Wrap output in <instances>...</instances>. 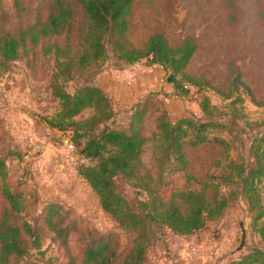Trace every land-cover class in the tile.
I'll list each match as a JSON object with an SVG mask.
<instances>
[{
    "label": "rangeland",
    "instance_id": "rangeland-1",
    "mask_svg": "<svg viewBox=\"0 0 264 264\" xmlns=\"http://www.w3.org/2000/svg\"><path fill=\"white\" fill-rule=\"evenodd\" d=\"M54 0H0V33H17L38 22H44ZM77 10L74 0H67ZM80 14L76 13L70 31L41 36L38 42L28 39L19 56L0 70V154L5 158L11 187L21 191L25 207L20 216L40 228L41 244L32 247L11 264H65V249L53 238L44 223V206L56 201L66 209V219L74 227L68 236L69 248L80 264L82 233L116 231L122 246L127 243L126 233L110 213L105 211L97 193L63 158L64 143L61 133L72 134L71 129L48 126L46 119L59 108L58 99L49 87L55 71L53 48L63 46L67 39L80 42L77 28ZM37 25V24H36ZM38 26H36L37 28ZM35 28V27H34ZM162 31L171 44L186 36L193 37L197 48L187 70L204 80L202 86H191L186 96L173 93L166 80V70L146 58L138 64H124L109 50L100 65L78 69L66 81L74 90L85 83L102 87L111 97L116 109L109 125L118 127L127 122L128 108L146 93L151 96L145 114L144 133L151 135L156 125L157 112L167 109L172 118L191 113L198 120L215 121L225 127H211L210 135H220L229 142L228 152L217 141L186 144L187 171L202 180L218 181V160L248 157L252 137L264 132V108L252 102L240 86L226 97L218 89L229 92L234 75L246 82L257 98L264 96V0H134L127 40L142 47L153 31ZM238 94L242 96L239 99ZM204 96L215 107L208 113L201 106ZM89 108L75 117L88 115ZM33 135L41 149L25 159L22 152ZM152 140L142 153V159L155 172L152 158ZM90 160L88 163H94ZM169 172L166 178L174 179ZM180 181L186 184L183 173ZM119 189L135 205L139 199L136 188L118 176ZM264 197V176L260 182ZM221 189L229 196L223 214L190 236H181L163 227L148 246L144 264H232L233 259L254 245L264 247V240L252 231L250 212L239 194L240 184H223ZM5 201L0 193V213ZM244 241L239 249L241 238Z\"/></svg>",
    "mask_w": 264,
    "mask_h": 264
},
{
    "label": "trees",
    "instance_id": "trees-1",
    "mask_svg": "<svg viewBox=\"0 0 264 264\" xmlns=\"http://www.w3.org/2000/svg\"><path fill=\"white\" fill-rule=\"evenodd\" d=\"M74 1L77 10L67 0H54L44 22L20 28L17 33H0V70L19 56L28 39L36 43L41 36L64 30L68 33L76 13L80 14L77 25L80 42L68 38L63 46L51 44L45 48H53L56 69L51 74L49 87L59 102L58 110L46 122L50 127L71 129L78 152L88 162L95 161L78 165V173L127 236V243L122 246L116 231H84L80 264H144L148 246L163 227L178 235L190 236L223 214L229 196L221 189L222 183L235 184L236 189L240 184L239 194L250 212L252 231L264 240V197L260 186L264 176V132L252 137L247 158L216 162L218 181L202 180L187 171L186 144L213 140L222 143L228 152L229 142L225 137L210 135L211 127L226 124L198 120L191 113L172 118L164 108L157 112L155 128L147 135L145 114L151 96L159 93L148 92L139 98L129 106L126 124L113 127L109 120L113 119L116 109L102 87L94 83L78 85L74 90L66 87V81L78 69L100 65L111 50L124 64L145 57L148 63L161 65L173 93L186 96L191 86L200 87L204 82L187 70L197 48L195 39L186 36L171 44L162 31L156 30L147 36L142 47H137L126 37L134 0ZM240 86L243 88L240 94L246 92L254 104L264 108V96L257 98L239 74L231 79L229 92L220 89L218 92L229 97ZM201 106L208 113L215 108L207 96L201 100ZM86 108L90 109L88 115L75 117ZM149 140L153 141L155 172L142 159ZM169 172L176 173L174 179L166 178ZM178 173H183L186 184L180 181ZM118 176L136 188L139 199L135 205L119 189ZM0 193L5 201L0 213V264H11L14 258L25 256L30 248L39 247L41 238L40 228L20 216L25 207L23 195L11 187L1 154ZM66 212L61 203L49 201L44 206V223L64 247L65 264H79L69 248L68 236L74 225L66 219ZM232 264H264V247L254 245L233 259Z\"/></svg>",
    "mask_w": 264,
    "mask_h": 264
},
{
    "label": "built area",
    "instance_id": "built-area-1",
    "mask_svg": "<svg viewBox=\"0 0 264 264\" xmlns=\"http://www.w3.org/2000/svg\"><path fill=\"white\" fill-rule=\"evenodd\" d=\"M138 63L139 62H136V64ZM57 131L61 133V139L64 143L63 158L66 163L71 166H78L82 163H87L88 159L78 152L77 147L72 139V134L65 133L60 130ZM41 146L42 145L40 144V142L33 135L29 136L27 147L25 149L23 157L25 159L30 158L32 155H34L41 149Z\"/></svg>",
    "mask_w": 264,
    "mask_h": 264
},
{
    "label": "water",
    "instance_id": "water-1",
    "mask_svg": "<svg viewBox=\"0 0 264 264\" xmlns=\"http://www.w3.org/2000/svg\"><path fill=\"white\" fill-rule=\"evenodd\" d=\"M243 241H244V237L241 238V241H240L239 245L237 246V249H239L241 247Z\"/></svg>",
    "mask_w": 264,
    "mask_h": 264
}]
</instances>
